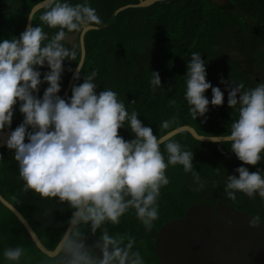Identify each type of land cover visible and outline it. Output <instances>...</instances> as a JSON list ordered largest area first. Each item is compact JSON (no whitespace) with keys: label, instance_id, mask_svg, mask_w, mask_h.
<instances>
[{"label":"clouds","instance_id":"9594fccd","mask_svg":"<svg viewBox=\"0 0 264 264\" xmlns=\"http://www.w3.org/2000/svg\"><path fill=\"white\" fill-rule=\"evenodd\" d=\"M41 7L39 23L26 26L18 37L0 38V134L7 133L4 146L14 150L21 190H31L42 199L57 198L72 210L57 241L42 249L46 257L42 264H145L134 248V238L122 240L103 226L118 224L131 209L150 232L158 219L161 188L169 184V166L181 165L184 173H191L194 191L203 189L206 180L193 169L192 150L162 134L153 135L113 89L97 92L96 70L86 72L82 83H73L70 96L62 99L57 94L66 60L77 62L75 70H68L74 80L81 79L78 46H67L66 35L99 29L102 21L89 0H43ZM28 18L32 19L31 12ZM44 27L55 31L50 34ZM205 63L200 52L192 51L186 64L183 98L194 120L205 116L209 103L223 102L224 93L206 80ZM45 65L49 71L41 78L39 69ZM42 83L47 87L37 97ZM220 83L225 85L227 105L235 118L226 133L208 138L226 143L242 162L234 169L238 175L226 176L224 196L236 200L239 192L249 199L259 197L264 204V170L250 172L244 166L264 159V80L251 88L232 79L221 78ZM149 86L153 91L161 87L155 71L149 72ZM209 88L210 101L204 95ZM14 106L23 119L6 131L11 128ZM173 122L163 120L159 129L166 130ZM125 126L133 137L130 140L118 135ZM44 214L50 216L51 210ZM248 225L256 228L259 217L251 216ZM85 227L93 235L99 232L91 244L86 243ZM24 255L19 244L0 249V259L9 264H19Z\"/></svg>","mask_w":264,"mask_h":264},{"label":"trees","instance_id":"16d2710c","mask_svg":"<svg viewBox=\"0 0 264 264\" xmlns=\"http://www.w3.org/2000/svg\"><path fill=\"white\" fill-rule=\"evenodd\" d=\"M43 0H0V38L19 36L25 29L31 9ZM72 3L77 0H71ZM138 0H89L101 18L99 29H85L79 40L77 59L82 62L80 80H74L72 72L77 62L66 60L60 81L61 98L71 95L73 83H82L86 72L96 70V91L104 87L117 92L125 101L127 110L135 109L138 119L152 129L153 135L168 132L189 125L203 136H221L234 117L233 110L224 100L220 106L208 105L205 116L195 120L188 113L183 98L184 75L191 52L198 51L205 60L206 80L219 87L225 95V81L242 82L246 88L254 87L264 80V4L259 0H232L233 9H222L210 0H158L147 7H127L138 4ZM43 10V9H42ZM38 11L32 26L39 23ZM50 34L55 29L44 27ZM71 47L70 45H67ZM82 50V55H81ZM41 78L47 66L39 69ZM155 71L161 79V87L155 91L149 86V72ZM46 83L39 86L37 97L42 96ZM205 97L211 99V89L205 90ZM134 102L128 105V102ZM23 116L14 106L11 128L21 123ZM174 122L161 131L163 120ZM118 135L125 140L132 139L127 126L118 129ZM181 143L193 152V169L206 185L199 192L191 173H184L181 165L169 166L166 175L169 184L161 188L158 200L159 215L152 230L146 232L129 209L118 224H107L109 233L122 240L134 238V248L141 252L145 264H161L156 252L155 242L160 228L184 216L185 211L196 204H206L215 209L219 203L230 205L253 216L263 215L264 204L259 197L249 199L236 193V200L227 199L223 186L227 175H238L234 169L241 166L224 142H202L187 131L170 138ZM26 142V141H25ZM162 148V146H161ZM13 151L6 147L0 149V195L15 207L36 233L41 243L50 248L67 227L71 215L67 203H59L57 198H41L31 190L22 191L23 181L18 175ZM250 172L256 171L259 164L244 165ZM264 168V167H263ZM215 169H219L216 172ZM13 220L16 221L24 237L32 247L43 256L34 245L17 217L0 203ZM51 215L46 216L45 210ZM264 224V222L259 218ZM5 223L0 221V249L13 246L7 237ZM86 243L91 244L99 235L91 234L85 227ZM6 262L0 259V264ZM8 264V263H7Z\"/></svg>","mask_w":264,"mask_h":264},{"label":"water","instance_id":"95a60500","mask_svg":"<svg viewBox=\"0 0 264 264\" xmlns=\"http://www.w3.org/2000/svg\"><path fill=\"white\" fill-rule=\"evenodd\" d=\"M138 1V4L121 7L118 12L127 7L151 6L158 0ZM210 1L222 9H233L228 0ZM259 1L264 4V0ZM42 2L31 9L32 19H27L26 26L32 25L34 15L42 10ZM81 33L67 34L68 45H78ZM224 100L227 102V91ZM185 131L198 141L214 142L209 136L198 134L189 125L178 127L164 136L170 139ZM6 135V132L0 134V149L6 147L3 143ZM0 203L17 217L34 245L42 252L46 247L21 213L1 195ZM251 216L250 213L222 203L217 204L215 210L206 204L193 205L185 211L183 217L160 228L155 242L156 255L161 264H264V224L259 220L256 228H250L248 221Z\"/></svg>","mask_w":264,"mask_h":264},{"label":"rangeland","instance_id":"374dc122","mask_svg":"<svg viewBox=\"0 0 264 264\" xmlns=\"http://www.w3.org/2000/svg\"><path fill=\"white\" fill-rule=\"evenodd\" d=\"M232 110V109H231ZM235 118V113L234 117ZM259 169L264 170V159L258 161ZM258 217L264 222L263 215H258ZM0 221L5 223L6 228V235L10 239L11 244H19L25 250V255L21 257L19 264H42V261L46 259V257L39 254L29 243V241L24 237L22 234L19 226L17 225L16 221L12 219L9 213L0 206ZM9 264L6 262L5 264Z\"/></svg>","mask_w":264,"mask_h":264},{"label":"flooded vegetation","instance_id":"af4514ba","mask_svg":"<svg viewBox=\"0 0 264 264\" xmlns=\"http://www.w3.org/2000/svg\"><path fill=\"white\" fill-rule=\"evenodd\" d=\"M229 2H231L232 0H228ZM232 3V2H231Z\"/></svg>","mask_w":264,"mask_h":264}]
</instances>
